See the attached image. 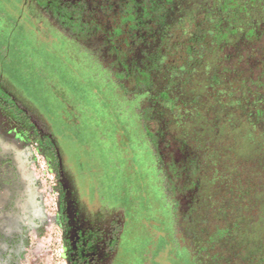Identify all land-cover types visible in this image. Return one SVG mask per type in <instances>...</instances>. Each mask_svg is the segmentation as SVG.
I'll list each match as a JSON object with an SVG mask.
<instances>
[{
    "label": "rangeland",
    "instance_id": "rangeland-1",
    "mask_svg": "<svg viewBox=\"0 0 264 264\" xmlns=\"http://www.w3.org/2000/svg\"><path fill=\"white\" fill-rule=\"evenodd\" d=\"M59 31L58 24L40 9L39 0H0V76L11 90L48 116L72 160L79 154L83 172L77 181L84 198L89 203L98 202L97 186L112 204L124 207L127 240L122 248L126 264H246V258L238 259L236 252L250 258L248 254L253 256L257 249L253 262L259 259L264 264V138L241 134V124L239 131L227 137L235 149V161L238 159L232 166L242 175L241 187L222 180L233 172V168L223 169L230 163L227 160L211 162L216 170L205 166V150L195 158L197 168L205 171L198 174L199 180H176L175 171L194 169L190 165L195 162L193 154L185 152L170 131L162 134V126L134 120L124 104L114 103L110 88L101 91L86 72H78L64 55L55 53L52 43L60 44L59 50L62 47V38L56 34ZM263 38L253 43L255 52H264ZM242 64L251 69L247 84L263 93L259 83L264 81V55L245 59ZM54 91L75 104L81 131L77 137L72 127L61 122L63 108ZM257 116L254 112L256 125L263 129L264 119ZM144 125L152 132L150 147L155 161L141 131ZM219 129L222 134L221 125ZM0 150L7 160L9 178L0 198V264H67L55 172L36 141L1 112ZM253 186L254 214L248 218L236 208L234 214L230 209L234 219L243 223V232L232 245L219 244L225 238L218 229L226 220L217 215L218 201H225L220 195L223 187L249 193ZM199 188L210 208L206 216L201 215L199 206L189 209V199ZM232 205L233 201L229 202Z\"/></svg>",
    "mask_w": 264,
    "mask_h": 264
},
{
    "label": "trees",
    "instance_id": "trees-1",
    "mask_svg": "<svg viewBox=\"0 0 264 264\" xmlns=\"http://www.w3.org/2000/svg\"><path fill=\"white\" fill-rule=\"evenodd\" d=\"M41 5L61 30L56 32L62 38L61 50L52 43L55 53L64 55L78 72H86L101 91L110 88L114 103L124 104L134 120L162 126V134L170 131L173 140L193 154L189 157L195 162L189 164L196 172L177 170L176 180H199L198 174L205 171L197 168L195 158L205 150L208 169L216 170L211 162L217 159L227 160L223 169L233 172L222 179L244 184L237 166H232L238 159L227 137L241 124V134L264 138V128L253 119L254 112L264 119V92L252 90L247 84L251 69L242 66L245 59L264 55L253 46L264 37V0H64L59 7ZM259 87L264 91V81ZM141 131L155 161L152 132L145 125ZM221 137L225 141H219ZM255 186L249 193L240 192L241 203L255 198ZM242 224L223 229L229 242L224 239V245L238 241ZM256 251L250 258L237 251L236 257L258 264L259 259L253 262Z\"/></svg>",
    "mask_w": 264,
    "mask_h": 264
},
{
    "label": "flooded vegetation",
    "instance_id": "flooded-vegetation-1",
    "mask_svg": "<svg viewBox=\"0 0 264 264\" xmlns=\"http://www.w3.org/2000/svg\"><path fill=\"white\" fill-rule=\"evenodd\" d=\"M63 1L39 0V6L40 9L49 14L41 2L59 7ZM49 18L57 23L54 16L49 14ZM11 89L0 76V112L13 122L20 131L36 141L51 170L55 172L59 193V218L67 264H126V254L123 253L122 248L123 246L126 248L127 240V217L124 207L120 203L112 204L110 198H106V192L102 191L101 187L98 189L97 186L94 188L97 191L98 202L89 203L84 198L77 181L78 174L83 172V161L79 154L77 153L72 160L68 156L69 151L63 140L55 133L48 116L30 100L23 97L21 93ZM53 93L62 104L63 109L59 114L61 122L72 127L75 132L74 137H77L81 131L79 121L76 119L75 104L70 102V99L65 95L59 94L57 91ZM7 169V160L0 150V198L9 186ZM90 170L92 171L91 168ZM191 181L193 182V179ZM200 189L193 195L192 199H189L191 203L189 209L192 211L196 206H199L202 210L201 215L204 213L206 216L210 213V208L206 206V200L200 194ZM223 191L220 195L225 197L223 198L225 201H218L220 209L217 215L225 219L226 223L221 224L218 231H223L228 227H236L239 221H236L230 213L231 210L233 214L235 213L234 208L237 209L238 213H245L246 211H241L243 209L248 210L247 216L249 217L250 212L254 214L255 207H257L254 198H249V200L241 203L239 189L233 190L231 187L226 189L223 187ZM213 200L216 201L215 196ZM232 201L233 208L229 206V202ZM241 205H243L242 209ZM250 207H254L252 211H250ZM225 240H223V244L224 242L229 244L227 238Z\"/></svg>",
    "mask_w": 264,
    "mask_h": 264
}]
</instances>
